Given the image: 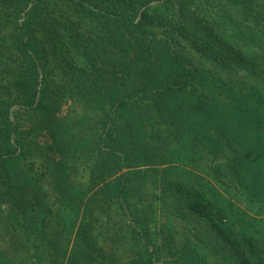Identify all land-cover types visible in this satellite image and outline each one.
<instances>
[{
  "label": "trees",
  "instance_id": "obj_1",
  "mask_svg": "<svg viewBox=\"0 0 264 264\" xmlns=\"http://www.w3.org/2000/svg\"><path fill=\"white\" fill-rule=\"evenodd\" d=\"M0 264H264V0H0Z\"/></svg>",
  "mask_w": 264,
  "mask_h": 264
}]
</instances>
